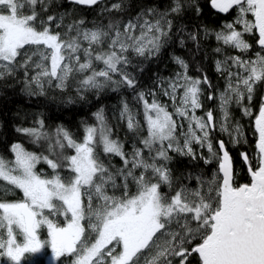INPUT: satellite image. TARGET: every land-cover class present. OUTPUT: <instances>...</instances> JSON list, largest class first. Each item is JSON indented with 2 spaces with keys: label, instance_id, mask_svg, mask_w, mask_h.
<instances>
[{
  "label": "snow or ice",
  "instance_id": "snow-or-ice-1",
  "mask_svg": "<svg viewBox=\"0 0 264 264\" xmlns=\"http://www.w3.org/2000/svg\"><path fill=\"white\" fill-rule=\"evenodd\" d=\"M207 5L215 28L200 0H0V89L131 93L124 136L104 106L78 131L42 113L15 128L35 150L0 151V264H264V0ZM250 141L241 182L228 145Z\"/></svg>",
  "mask_w": 264,
  "mask_h": 264
},
{
  "label": "trees",
  "instance_id": "trees-1",
  "mask_svg": "<svg viewBox=\"0 0 264 264\" xmlns=\"http://www.w3.org/2000/svg\"><path fill=\"white\" fill-rule=\"evenodd\" d=\"M160 2L161 0H157V3ZM200 3L203 7V12L199 17L193 18L194 23L202 21L209 28H215L224 22L225 18L222 15H217L210 9L207 5V0H200ZM74 8V5H68L69 12H72ZM60 11L63 12L64 8H61ZM188 44L192 46L190 41ZM215 46L216 42L211 37L202 41V47L207 52V57L203 61V66L205 70L212 75H214L212 61L215 54L212 53L211 49ZM176 54H184V50L180 49L178 45ZM169 56L170 54L164 56L162 60L155 63L149 62L144 66V72L140 74L142 85L149 86L152 83L155 73L168 75L175 70V66ZM196 59L199 60L200 55H197ZM121 94L131 101L130 91L122 93L109 92L105 96H102L100 101L90 96V102L85 104L77 98L75 91L71 89L66 93L53 90L49 92L46 97H29L19 90V85L0 89V151H3L7 145L16 141L23 142L30 150H35V146L29 144L27 138L17 133L15 128L19 126H32L37 114L40 113L47 117V124L50 126L63 123L73 131H78L82 120L87 119L91 122V114L97 110V107L104 106L110 122L119 124L118 131L121 136H124L126 129L122 126V123L117 120ZM69 97L72 98L74 101L73 103L69 102ZM236 119H239L243 124L247 118L242 117V115L237 112ZM224 138L227 140V137ZM250 143L251 141L247 145L243 143L228 145L233 156L234 164L239 172L241 182L246 181L247 174L239 154L244 151H251ZM207 167L213 168L214 164ZM40 264H44V262Z\"/></svg>",
  "mask_w": 264,
  "mask_h": 264
},
{
  "label": "rangeland",
  "instance_id": "rangeland-1",
  "mask_svg": "<svg viewBox=\"0 0 264 264\" xmlns=\"http://www.w3.org/2000/svg\"><path fill=\"white\" fill-rule=\"evenodd\" d=\"M38 167H42V165ZM41 262H44V264H55L52 260L50 249L45 250L44 253L34 257L33 264H40Z\"/></svg>",
  "mask_w": 264,
  "mask_h": 264
}]
</instances>
